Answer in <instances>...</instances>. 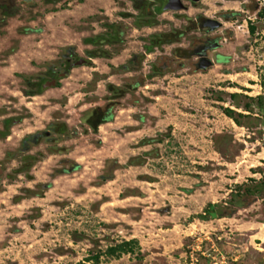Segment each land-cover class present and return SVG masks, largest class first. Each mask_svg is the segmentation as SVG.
I'll return each mask as SVG.
<instances>
[{"label": "rangeland", "instance_id": "obj_1", "mask_svg": "<svg viewBox=\"0 0 264 264\" xmlns=\"http://www.w3.org/2000/svg\"><path fill=\"white\" fill-rule=\"evenodd\" d=\"M80 1L0 0V264H264V199L229 203L264 176V114L238 127L221 109L248 116L228 94L264 98V0H154L157 14ZM197 18L223 22L208 36L225 62L205 72L181 60L203 38ZM69 54L83 66L63 67ZM129 240L133 254L102 255Z\"/></svg>", "mask_w": 264, "mask_h": 264}, {"label": "trees", "instance_id": "obj_2", "mask_svg": "<svg viewBox=\"0 0 264 264\" xmlns=\"http://www.w3.org/2000/svg\"><path fill=\"white\" fill-rule=\"evenodd\" d=\"M131 2L133 4L134 9H135L136 5H138V4L141 6L139 9H137L140 12L144 11V10L146 11V9H148V8L150 10L152 9L154 14H157L160 11L159 7H160L161 3L160 2L158 3L156 1L154 2V0H131ZM146 25H148V27L154 26L152 21L145 24V26ZM112 26H113V24H110V27H112ZM110 30L107 29L105 34H101V35H103L104 37H108L110 40H119V37L117 35H115ZM254 30H255L254 27H252V26L249 27L250 34H253ZM158 37H159V34H152V35L148 36V39L150 41L152 39H157ZM100 38L103 40L102 36H94V38H91L89 40L85 38V39H83V44L84 45H92L94 43V40H98ZM144 49H145V52L150 54V53H152V51L154 49H157V47L152 45V44L151 45L148 44L147 46L144 47ZM87 54L90 58L103 57V56L98 55V54L94 55L90 51L89 52L87 51ZM120 69H121V71L122 70H125V71L129 70L127 68V66H121ZM47 73H49V71ZM57 87H59V86H57ZM39 93L40 92L38 91V89L35 91H30V90L25 91L26 96H35V95H38ZM240 97H244V99H245V102H243L242 104L237 103V100ZM228 98L231 101V103H233V106L236 109H241L242 111L248 113V116H242L241 114H237L236 112H234L233 110H231L229 108H221L222 113L228 119L232 120L238 127H245L242 124L241 119H244L246 117H251L254 114L255 115L264 114V98L262 96H258L255 98H247L245 96H241L240 94H228ZM216 100L219 102L224 101L219 95L217 96ZM100 125L101 124H98V126H100ZM97 127H96V129H97ZM28 137H30V136H28ZM259 171H261V170H259V169L253 170V173L261 174ZM229 195H230V198H229L230 205L235 206L239 209H245V207L248 204L253 203L257 200H263L264 199V176H262L261 179H259V180H254V179L249 180V184H239V185L234 186V190H232ZM213 208H214V206H211V205L208 206L206 213L208 214L209 218H203V219H205V220L206 219H213L216 217V216H212L213 215L212 212H209ZM203 217H206V216H203ZM136 244L137 243L135 240L123 241V242H120L119 244H114L112 246L107 247L102 255L107 257V258L119 259L123 255L133 254V251H134V248L136 247ZM99 259H100V255L95 254V255H92L89 258H87V261H91L92 264H99ZM195 261H196L195 262L196 264H212V260L209 258V256H204L202 253L197 254Z\"/></svg>", "mask_w": 264, "mask_h": 264}, {"label": "water", "instance_id": "obj_3", "mask_svg": "<svg viewBox=\"0 0 264 264\" xmlns=\"http://www.w3.org/2000/svg\"><path fill=\"white\" fill-rule=\"evenodd\" d=\"M189 3L195 4L198 2V0H187ZM248 4L246 3L244 5V7L249 11V12H253L251 10V5L253 3H255L254 5H256V0H248ZM260 7V6H259ZM187 8L184 6V4L182 3V0H167V2L165 3V5L163 6V10L164 11H171V12H177V11H185ZM234 16H237L236 14H233ZM208 24H206L205 27H200V29L202 30V28H205L209 33L215 32L216 30H219L220 28H222L223 22L221 21H216V20H210V19H206ZM228 39L232 40L233 38V32L232 31H228ZM222 35L219 34L217 36H208L207 34L203 36L204 38L209 39V43L206 45L207 48L209 46L212 47V50H215L218 48V42L221 39ZM216 55H214V60H216ZM85 62L83 60H79L78 62L74 63L72 66H70V69L74 68V67H81L83 66ZM215 64L213 62V60H210L208 58V52L207 50H205L202 54V58L201 57H196L195 62L192 63L193 69L195 72H205L206 70H208L209 68L213 67ZM55 81H52L51 84L48 85V87H54ZM43 88H46V85L43 86ZM41 135V134H40ZM167 210H161L159 211L160 214H163L164 212H166Z\"/></svg>", "mask_w": 264, "mask_h": 264}, {"label": "flooded vegetation", "instance_id": "obj_4", "mask_svg": "<svg viewBox=\"0 0 264 264\" xmlns=\"http://www.w3.org/2000/svg\"><path fill=\"white\" fill-rule=\"evenodd\" d=\"M182 3L184 4V3H189V2L187 0H182ZM228 15L234 16L233 14H228ZM228 15L223 14L222 15V18H224V17H226ZM197 19L199 20V23L197 22ZM197 19L191 20V22L197 24V29H195V30L198 31V32H202L203 33V36L206 35V34L209 35L210 33L205 28H202V30L200 29V27H205L206 24H208L207 20L205 18H197ZM187 29H189V28H186V30ZM178 33H179L178 34L179 36H176V37L180 39V38L184 37L185 30H182L181 29V30H179ZM173 36H175V35H173ZM199 41L200 42L197 43V45L195 46V48L193 49L192 52H190V50L186 52L187 55H185V57H182L181 58L182 61H188V60L196 59V57H201L202 58L203 52L205 50H207V52H208V58L210 60H213V62H214L215 65L224 64V63H222L223 62L222 59L219 58V56H218L219 54L216 55V53H217L216 50L218 48L215 49V50H212V47L211 46H209L207 48L206 45L209 43V39H207V38H204V39L201 38V39H199ZM218 47H219V43H218ZM213 55H216L217 56L216 57V60L213 59ZM63 61H64V63H62V66L64 67L66 65L67 70H70L69 67L72 66L74 63H76L75 58L71 54L67 55L64 58ZM58 71L59 70H54L52 68L49 69V75L51 76V77H49V79H51L52 81H56V79L54 77L59 75V72ZM110 111H111L110 108H107V110H104V112H105L106 115H109ZM42 135H44V133ZM42 135H38L37 137L40 138V136H42Z\"/></svg>", "mask_w": 264, "mask_h": 264}, {"label": "crops", "instance_id": "obj_5", "mask_svg": "<svg viewBox=\"0 0 264 264\" xmlns=\"http://www.w3.org/2000/svg\"><path fill=\"white\" fill-rule=\"evenodd\" d=\"M85 1H86V0H81V1H80V5H81V4L83 5V4L85 3Z\"/></svg>", "mask_w": 264, "mask_h": 264}, {"label": "built area", "instance_id": "obj_6", "mask_svg": "<svg viewBox=\"0 0 264 264\" xmlns=\"http://www.w3.org/2000/svg\"><path fill=\"white\" fill-rule=\"evenodd\" d=\"M263 5V3L261 4V6ZM194 262H196V261H194Z\"/></svg>", "mask_w": 264, "mask_h": 264}]
</instances>
